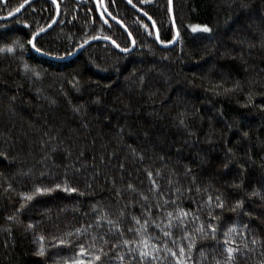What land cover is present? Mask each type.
<instances>
[{
	"label": "trees",
	"instance_id": "obj_1",
	"mask_svg": "<svg viewBox=\"0 0 264 264\" xmlns=\"http://www.w3.org/2000/svg\"><path fill=\"white\" fill-rule=\"evenodd\" d=\"M26 1L0 0V16ZM57 2L39 51L69 57L97 37L130 48L94 0ZM142 2L174 41L169 0ZM107 7L134 52L96 42L65 62L39 56L48 0L0 21V264H264V0H174L169 49L126 1Z\"/></svg>",
	"mask_w": 264,
	"mask_h": 264
},
{
	"label": "water",
	"instance_id": "obj_2",
	"mask_svg": "<svg viewBox=\"0 0 264 264\" xmlns=\"http://www.w3.org/2000/svg\"><path fill=\"white\" fill-rule=\"evenodd\" d=\"M36 1H38V0H27L23 4V7H20L18 11L16 10L15 12H13L10 15L0 16V21H8V20H11L13 18H16L21 13H23V11L29 5H31L32 3L36 2ZM48 1L52 2L55 5V7H56V17H55V19L53 20V22L48 27H46L44 30H42V31L38 32L36 35H34V37L31 40V48L39 56L44 57V58H47V59L52 60V61L65 62V61H69V60L73 59L74 57H76L77 55H79L81 52H83L88 46H90V45H92V44H94L96 42H103V43H106V44H110L113 47H115L119 52L124 53V54H129V53H132V52H134L136 50V48H137L136 41H135L134 37L129 32H128V36L130 37L131 46H130V48H128V51H124L123 50L124 48H121L120 46L117 47L118 44L116 43V41L112 40L109 37H97V38H94V39L86 42L85 44H83L79 49H77V51H75V53L73 55H71L69 57H60V58L53 57V56L48 55V54H46V53H44L42 51L37 50L36 47H33V44L36 45V41L41 36H43V35L47 34L48 32H50L56 26V24L58 23V21L60 19V16H61V7H60L59 3L57 2V0H48ZM125 1L129 4V6L134 7V5L132 4V2L129 3L128 0H125ZM101 2H102L103 10L106 12V14L109 17H112V15L109 13V11L106 8V0H101ZM169 8H170V13H171V21H172L173 27L175 29V38H174V41H172L171 43H165V42H163L161 40V38H160V34H159V31H158V28L155 25V23L153 22V20L149 16L145 15V13L143 11H141V10H139V9L136 8L142 15H144L145 17H147L148 20H150V22L153 24V26L155 28L156 41H157V43L162 48H165V49H169V48L174 47L178 43L179 38H180V34H179V31L177 29V25H176V22H175L174 0H169ZM113 41L115 43H113Z\"/></svg>",
	"mask_w": 264,
	"mask_h": 264
},
{
	"label": "snow or ice",
	"instance_id": "obj_3",
	"mask_svg": "<svg viewBox=\"0 0 264 264\" xmlns=\"http://www.w3.org/2000/svg\"><path fill=\"white\" fill-rule=\"evenodd\" d=\"M128 2L131 3V0H128ZM21 7H23V5H21ZM18 10H19V9H17V11H18ZM145 15H147V13H145ZM196 27H199V26H196ZM193 30L195 31V28H194ZM203 30H204V31H211V29H209L207 26H204V29H203ZM113 43H115V42L113 41ZM33 47H36V45L33 44ZM117 47H119V45H117ZM8 50L11 51L12 49H8ZM37 50H39V49H37ZM123 50H124V51H128L127 48H124ZM25 68L27 69V65H25ZM140 79H141V81H142V80H143V77H141ZM234 87H235V86H234ZM229 91H230V89H228V88H225V89H224V92H225V93H227V92H229ZM180 123L183 124V120H181ZM245 135H247V133H245ZM228 151L231 152V149H229ZM224 166L227 167V162L225 163ZM241 167H243V166H241ZM9 187H11V185H9ZM54 187H55V188H60L61 185H60V184H56ZM64 190H65V191H76V189H70V188H65ZM51 191H53V188H36V192H51ZM34 194H35V193H32V194H21V195H23V196L25 197L26 200H31V199L33 198V195H34ZM257 194H258V193H253V195H257ZM208 200L211 201V200H212V197L209 196V197H208ZM216 201H217V203H216V205H215L216 207H219V208H223V207H224V201H222V200L220 199L219 196L216 197ZM241 205H242V201L237 200V201L235 202V205H233V207L231 208V210L234 211V210L236 209V207H239V206H241ZM21 207H23V203L21 204ZM168 215L171 217V216H172V213H168ZM181 215H187V214L181 212ZM210 215H211V213H210ZM177 218H178V217H177ZM9 219L12 220V219H14V218H13V217H9ZM133 219H136V218L134 217ZM196 219H198V217H197ZM110 223H111V221H110ZM136 223L139 224L140 221H139V220H136ZM147 223H148V221L146 220V221L144 222V225L146 226ZM183 223H184V221L181 220V224H183ZM29 227H31V225H29ZM157 227H159V225H157ZM208 227L212 230V237H213V239H214V238H215V233H216V228H215L214 224H211V223L208 225ZM244 227L246 228L247 226L244 225ZM131 230H132V229H129V231H131ZM196 231H198V232H200V233H204L205 236L207 235V233H205V229H204V226H203V225H200L199 228L196 229ZM235 231H236L235 226H232L231 228H229V229L224 233V236H225V237H228V236L230 235V233H233V232H235ZM165 235L168 236V235H171V233L166 232ZM185 235L187 236V235H189V234L186 233ZM201 238L203 239L204 236H202ZM40 239L43 240L44 237L41 236ZM252 242H253V243H256L255 239H253ZM59 243H64V241L61 240V241H59ZM123 243H124V244H128V243H130V241H128V240H124ZM141 243L144 244V248H145V249L148 247V245H147L146 243H144V237L141 238ZM195 243H196L195 239L191 240V241L189 242V245H188L189 249L193 248V247L195 246ZM225 243H227V240L225 241ZM83 251H84V248H83V246L81 245V252H83ZM130 251H131V249H130ZM168 251H171V249H168ZM184 251H185L184 248L181 247V248H180V252H181V254H183ZM234 251H238V250H234V249H233L232 247H230V246L227 247V252L229 253V259H230V260L232 259L231 254H232ZM37 254H38V255H41V256L44 255L43 245H41V247H40V249L38 250V253H37ZM173 255H175V253H173ZM203 255H204V253L201 252V256H203ZM139 257H140L141 260H144L145 258H150L151 260L154 261V260L157 259L156 256H154V255L152 254L151 251H144L143 249H141V250L139 251ZM96 259H99V256H97ZM120 259L122 260L123 257H120ZM133 259H135V257H133ZM73 264H80V262H78V261H77V262H73ZM216 264H219V261H216Z\"/></svg>",
	"mask_w": 264,
	"mask_h": 264
},
{
	"label": "flooded vegetation",
	"instance_id": "obj_4",
	"mask_svg": "<svg viewBox=\"0 0 264 264\" xmlns=\"http://www.w3.org/2000/svg\"><path fill=\"white\" fill-rule=\"evenodd\" d=\"M125 1V0H124ZM132 2V1H131ZM94 3L100 8L99 9V12H100V15H101V17H102V19L104 20V21H111V17H109L107 14H106V12L103 10V6H102V2H101V0H94ZM128 4V3H127ZM132 4L134 5V7H131V9L139 16V18H140V21H147L146 23H151L150 22V20H148V18L147 17H145L144 15H142L137 9H139V10H141V11H143L144 13H147V12H145V8H146V6H147V4L148 3H146V2H142V0H140L139 1V3H133L132 2ZM129 5V4H128ZM106 8H107V10H108V7H107V0H106ZM137 8V9H136ZM109 11V10H108ZM109 13H110V11H109ZM111 14V13H110ZM112 15V14H111ZM125 16V15H124ZM147 16H149V17H151L148 13H147ZM126 18H131V15H130V13H128L126 16H125ZM152 18V17H151ZM159 34H160V30H159ZM154 35H155V32H154ZM130 38V37H129ZM156 38V37H155ZM160 38H161V35H160ZM162 40V39H161Z\"/></svg>",
	"mask_w": 264,
	"mask_h": 264
},
{
	"label": "bare ground",
	"instance_id": "obj_5",
	"mask_svg": "<svg viewBox=\"0 0 264 264\" xmlns=\"http://www.w3.org/2000/svg\"><path fill=\"white\" fill-rule=\"evenodd\" d=\"M110 19H111L112 21H114V22H116V21H117V20H116V19H114L113 17H111ZM117 22H118V24L120 23L119 25H121V26L123 27V24H122L121 22H119V21H117ZM117 22H116V23H117ZM153 22H154V21H153ZM154 23H155V22H154ZM151 25H152V27H153V29H154V32H155V28H154V26H153V24H152V23H151ZM155 25H156V24H155ZM123 29H124V27H123Z\"/></svg>",
	"mask_w": 264,
	"mask_h": 264
},
{
	"label": "rangeland",
	"instance_id": "obj_6",
	"mask_svg": "<svg viewBox=\"0 0 264 264\" xmlns=\"http://www.w3.org/2000/svg\"><path fill=\"white\" fill-rule=\"evenodd\" d=\"M151 24V23H150ZM124 27V31H125V33L128 35V32H129V30L127 29V28H125V26H123ZM130 33V32H129ZM131 34V33H130Z\"/></svg>",
	"mask_w": 264,
	"mask_h": 264
}]
</instances>
